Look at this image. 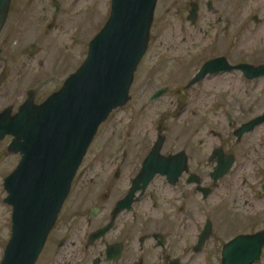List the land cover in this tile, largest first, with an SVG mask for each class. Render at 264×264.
<instances>
[{
	"label": "flooded vegetation",
	"instance_id": "obj_1",
	"mask_svg": "<svg viewBox=\"0 0 264 264\" xmlns=\"http://www.w3.org/2000/svg\"><path fill=\"white\" fill-rule=\"evenodd\" d=\"M81 1L10 0L0 31V114L13 116L27 99L35 105L43 103L78 67L72 69L70 50L78 34L87 32V22L81 16L88 8L77 6ZM193 3L197 12L191 24L196 23L201 10L200 1H191L186 19ZM206 8L222 23L224 17L212 8L211 0L206 1ZM209 59L186 82L157 85L151 80L146 105L130 107V96L109 113L99 127L114 116L119 125L114 127L113 138L100 148L103 154L95 164L97 187L90 179V184L78 185L74 195L76 178L95 167L85 162V153L35 264L40 257L53 264H264V158L257 156L264 154V128L256 130L264 122L238 133L244 124L264 114V106L252 117L246 116L242 104L234 110L236 102L227 101L232 91L225 89L230 79L216 77L209 83L225 86L217 89L223 104L216 103L213 91L205 109L209 119L210 113L214 119L221 117V129L213 125L217 122L207 123L206 116L198 123H188L187 119L185 127H175L181 112L170 113L162 101L170 98L179 107V98L207 76L237 70L247 77L243 70L234 68L208 73L189 85ZM227 61L233 66L264 64V60ZM156 71L158 68L151 65L149 80ZM162 88L164 91L153 98ZM128 108L131 111L127 112ZM140 109L147 119L142 117L147 124L142 128L136 122ZM221 110L223 115L219 116ZM4 128L2 124L0 203L6 204L5 178L18 165L21 153L9 150L14 137ZM191 138L197 139L194 142ZM154 149L143 173V163ZM227 159L231 166L219 175L217 167Z\"/></svg>",
	"mask_w": 264,
	"mask_h": 264
},
{
	"label": "water",
	"instance_id": "obj_2",
	"mask_svg": "<svg viewBox=\"0 0 264 264\" xmlns=\"http://www.w3.org/2000/svg\"><path fill=\"white\" fill-rule=\"evenodd\" d=\"M156 4L157 0H111L108 17L89 40L85 58L63 85L41 104L27 99L13 116L0 114L3 131L14 137L9 150L21 153L18 165L5 178L4 201L11 207V227L0 264H35L99 125L130 97ZM9 5L10 0H0V31ZM196 12L193 3L187 15L190 23L195 22ZM234 68L243 70L249 79L264 76V64L233 66L225 56H218L202 64L189 85L208 73ZM163 91L158 90L153 98ZM263 122L264 114L244 124L238 133ZM155 152L144 161L143 173ZM231 163L229 159L221 162L218 174L226 173Z\"/></svg>",
	"mask_w": 264,
	"mask_h": 264
},
{
	"label": "rangeland",
	"instance_id": "obj_3",
	"mask_svg": "<svg viewBox=\"0 0 264 264\" xmlns=\"http://www.w3.org/2000/svg\"><path fill=\"white\" fill-rule=\"evenodd\" d=\"M191 1L196 0H157L150 27L148 46L137 65L130 86L129 95L132 97L130 107L136 109L138 105H146L145 98L152 81L157 85L169 82L176 84L186 82L195 69L206 59L224 54L232 60L243 59L252 63L264 60V0H211L212 8L218 10L224 17L222 23L216 21L213 14L208 12L207 0H197L200 1L201 10L195 24H191L186 19V10ZM110 3L111 0H82L77 4L79 7L88 8L81 16L83 21L87 22V32L78 34L77 41L71 45L72 69L79 66L85 58L86 43L84 40L86 38V40H90L104 24L109 14ZM177 8H183L179 14L175 13ZM224 27H228V30L225 31ZM151 65H154L155 69L158 68V71L149 80ZM214 77L222 78V81L230 79V86L225 88V86L209 83ZM224 88L227 89L226 92L232 91L227 97V101L232 99L236 102L234 110L235 108L239 110V106L242 104L245 106L246 116L252 117L257 114V110L264 106V76L249 79L237 70L217 76H207L199 84H195L190 92L185 93L184 98H179L181 101L179 107H176L178 104L175 105V102L170 98H164L162 101L168 106L170 113L173 111L181 112L179 125H175V127L182 128L187 119L188 123H198L202 117L208 118L205 105H208L210 92L216 91L214 93L217 96L216 103L222 105L220 98L222 94L217 92V89L222 90ZM254 101H259L260 104L254 106ZM251 107L254 108L253 111L249 110ZM126 111H131V108ZM140 112L141 115H137L136 122L141 123L142 125L139 127L142 128L143 125H147L143 123L142 117L143 120L147 119L141 109ZM210 115L212 119L208 118L207 123L217 122L213 125L218 129L224 127L221 117L214 119L216 117L211 113ZM222 115L221 110L219 116ZM172 120L177 122L176 119ZM124 122L125 120L122 123ZM171 123L173 124V122ZM118 125V118L114 116L111 121L107 120L106 123L98 127L86 152L85 162L94 166L97 164L99 154H103L100 148L105 144V140L113 138L114 127ZM262 127L264 128V126H259V129L256 130L260 131ZM196 139L193 141L195 142ZM257 156L264 158V154L261 152ZM92 170L85 173L82 178L78 177L79 180L76 178L73 183L74 195L78 193L76 187L83 183L90 184V179L94 181V188L97 187V167L95 166ZM80 171L83 170L80 169ZM69 210L70 206L67 205L65 211L68 212ZM10 227L11 208L0 203V260L10 236ZM44 260V257H40L36 264H53L48 262V259L47 261Z\"/></svg>",
	"mask_w": 264,
	"mask_h": 264
}]
</instances>
